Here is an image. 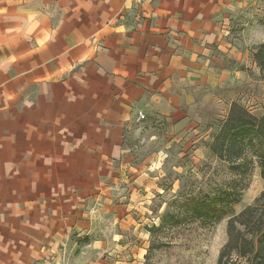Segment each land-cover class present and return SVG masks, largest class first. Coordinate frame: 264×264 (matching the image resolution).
<instances>
[{"label": "crops", "instance_id": "crops-1", "mask_svg": "<svg viewBox=\"0 0 264 264\" xmlns=\"http://www.w3.org/2000/svg\"><path fill=\"white\" fill-rule=\"evenodd\" d=\"M257 1L0 0V264H136L148 148L207 139L199 106L256 69Z\"/></svg>", "mask_w": 264, "mask_h": 264}, {"label": "rangeland", "instance_id": "rangeland-1", "mask_svg": "<svg viewBox=\"0 0 264 264\" xmlns=\"http://www.w3.org/2000/svg\"><path fill=\"white\" fill-rule=\"evenodd\" d=\"M249 10L247 20L258 24L259 38L264 39V0H258ZM240 70L247 77L233 80L231 85L216 89L198 108L201 126L196 136L202 137L209 131L205 135L208 136L206 140L183 138L170 145L168 133L164 131L160 134V145L148 148L150 152L160 149L163 154L159 175L153 179L150 203L137 208L135 214V227L139 235L135 241L136 264H216L218 254L227 240L228 219L264 195L260 167L254 161L244 182L246 186L240 201L232 205L220 221L202 225L198 221H185L180 217L177 222V219L166 215L168 211H174V215L177 213V205L184 202L183 195H195L199 190L209 192L224 181L225 167L209 155L207 145L230 105L235 102L255 116L261 115L264 73L261 74L257 66L256 69L241 66Z\"/></svg>", "mask_w": 264, "mask_h": 264}, {"label": "trees", "instance_id": "trees-1", "mask_svg": "<svg viewBox=\"0 0 264 264\" xmlns=\"http://www.w3.org/2000/svg\"><path fill=\"white\" fill-rule=\"evenodd\" d=\"M253 59L263 74L264 43L255 50ZM207 148L209 155L225 167V179L209 192L199 190L195 195H183L184 202L177 205V213H166L177 222L178 217L202 225L220 221L227 210L240 201L254 161L264 181V95L260 116L232 103L211 135ZM226 236L216 264H264V195L228 219Z\"/></svg>", "mask_w": 264, "mask_h": 264}, {"label": "built area", "instance_id": "built-area-1", "mask_svg": "<svg viewBox=\"0 0 264 264\" xmlns=\"http://www.w3.org/2000/svg\"><path fill=\"white\" fill-rule=\"evenodd\" d=\"M139 117L142 118V115L140 114Z\"/></svg>", "mask_w": 264, "mask_h": 264}]
</instances>
